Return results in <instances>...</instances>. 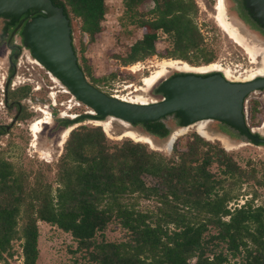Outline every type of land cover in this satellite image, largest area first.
<instances>
[{
    "label": "trees",
    "instance_id": "obj_1",
    "mask_svg": "<svg viewBox=\"0 0 264 264\" xmlns=\"http://www.w3.org/2000/svg\"><path fill=\"white\" fill-rule=\"evenodd\" d=\"M51 1L63 7L70 23L71 17L79 18L81 30L92 41L102 31L105 0ZM122 1L124 15L141 29V38L129 46L125 56L119 55L122 62L134 63L153 55L196 62L191 54L206 64L212 62L196 23L195 0H149L151 16L139 10L146 0ZM234 2L246 21L262 27L244 0ZM162 35L169 46L159 49ZM82 70L90 74L88 67ZM179 74L184 73L172 75ZM27 93L24 87L15 98ZM152 94L162 92L157 86ZM253 103L251 117L258 104ZM167 116L183 126L177 113L130 124L164 138L172 131L163 121ZM104 118L84 113L66 124ZM199 135L191 133L183 149L177 138L173 155L167 157L141 142L112 140L101 125H79L69 132L56 164L55 191L43 179L25 186L11 162L0 156V264L13 256L12 242L17 237L22 240L21 264H37L39 221L69 233L86 264H264V205L255 206L249 199L229 206L239 196L233 191L244 181L264 187V166L258 178L256 169L241 167L218 143ZM213 165L217 172L212 171ZM144 200L151 201L152 208H141ZM112 222L123 230V239H105Z\"/></svg>",
    "mask_w": 264,
    "mask_h": 264
},
{
    "label": "rangeland",
    "instance_id": "obj_2",
    "mask_svg": "<svg viewBox=\"0 0 264 264\" xmlns=\"http://www.w3.org/2000/svg\"><path fill=\"white\" fill-rule=\"evenodd\" d=\"M107 5V12L101 23L102 31L97 35L94 41L91 37L81 30V21L77 17H71L72 25V37L75 44L78 61L82 68H89L90 74L85 72L88 81L95 86L102 89L104 92L115 95L122 99L124 98H137V96H144L149 100H158L159 95H153L152 91L158 86V83L152 86L147 92H144L143 78L150 75L155 71L159 64L163 63V60L172 59L168 57L163 59L159 56L153 55L142 61L125 64L122 62L120 56L127 54L129 46L137 39L141 38V29L132 24L124 15L123 1L122 0H105ZM226 1V14L229 21L238 27L240 32L245 36L247 41L251 45L264 46V37L254 35L252 32L247 30L243 24L239 22V19L233 12V6L231 0ZM198 6V14L196 16V23L203 35L204 45L206 46L209 53L212 55V62L218 66H221L223 70H229L232 78L242 79L253 69L260 67V59L254 63L253 58L248 55L244 47H240L235 40H233L226 31L220 26L219 23V10L217 9L218 0H195ZM217 2V3H216ZM151 4L149 0H146L140 5L139 10L145 16H151L150 12ZM169 46V40L165 35L161 36L160 42L158 43L159 49H164ZM0 54V72L6 73L7 70V48ZM32 60L34 58L29 57ZM25 59V58H24ZM191 60H196L193 63L186 62L191 66H203L206 63L202 58H194L191 54ZM176 60V59H173ZM4 63V64H2ZM209 64V63H208ZM31 65L33 68H31ZM135 65V66H133ZM31 72H34L33 76L30 74L31 79H28V75L18 73L21 78L16 81H12L10 87L13 85L15 90H10L9 98L15 99L17 95L15 93L22 92L24 87L28 88L27 99L25 102V113L28 115L23 116L22 119L18 120L10 129H4L0 134V156L7 159L13 165L15 171L21 174L23 177V184L27 187H32V183L39 179L48 181L52 185V189L55 191L57 187L56 181V168L59 157L61 156L64 148L65 140L68 134L64 136L63 133L60 141V135L64 130L57 122L60 118L77 117L78 113H89L90 108L84 104L80 106L74 105L70 102V94L61 92L60 83L56 84L50 81L47 75L39 65L35 63L29 64ZM177 70H170L167 75L175 73ZM213 72V71H209ZM221 72V71H219ZM92 77L101 78V82H94ZM19 80V81H18ZM141 80V81H140ZM50 81V82H49ZM239 81V80H234ZM48 82V83H47ZM45 83L54 86L49 89L50 92L56 93L54 98L50 97V92L46 94ZM141 84V85H140ZM32 86V88H31ZM39 86L41 89L39 90ZM4 87V78L0 76V125L9 126L10 120L13 118L15 111L9 110L3 98L2 89ZM34 88V89H33ZM143 88V89H140ZM139 89V90H138ZM32 90V92H31ZM135 98V99H136ZM30 99V101H29ZM73 99V98H72ZM247 110L249 111V121L251 127H261L264 123V89L255 90L247 96ZM253 101H257V109L254 117H251V113L254 110ZM52 102V103H51ZM32 105V108H31ZM38 107H45L42 110L46 111L51 117V122L42 127L37 138H35L34 132L31 134L29 130L30 122L37 117H46L47 115L38 110ZM250 108V110H249ZM32 110V111H31ZM65 113V115L63 114ZM32 117V118H31ZM27 120H25V119ZM47 118V117H46ZM43 118V120H46ZM104 118L103 120L107 119ZM110 119V118H109ZM40 120V119H37ZM36 120V121H37ZM96 119H85L80 122L72 124V128L79 125H94L93 121ZM110 122L109 131L103 126L105 134L112 140L130 139L134 142H141L147 145L149 149L157 150L162 154L170 157L173 155V147L169 150L167 146H164L167 138H159L154 135L145 133L140 126H133L130 123H124L117 119H112ZM172 131H175L181 127L175 124L173 116H167L163 120ZM126 122V121H125ZM34 124V122H33ZM32 124V126H33ZM219 124L217 120L210 119L206 124L207 132L215 125ZM2 127V126H0ZM133 130L138 134L149 136L155 146L152 147L150 144L143 141H136L135 139L123 135L126 130ZM197 127H190L185 129L180 135H178V147L183 149L188 136L191 133H196ZM2 130V129H0ZM264 131V127L261 128ZM71 131V130H70ZM171 131V132H172ZM210 134H212L210 132ZM200 136V135H199ZM214 136V135H213ZM204 140L211 143H218L227 153H230L234 160L246 169L254 168L257 170V177L261 178L262 169L264 166V145L234 143L233 149L225 148L223 142L218 138H205ZM60 142V144H59ZM157 146V147H156ZM212 171L217 172L218 168L216 165L211 167ZM233 193H238V199L229 203L230 207L239 206L245 203L249 199H253L252 203L255 206L264 205V187L258 186L253 180L244 181L238 186ZM153 203L148 200L141 202V208L150 209ZM22 220H19L18 228H20ZM39 227V257L37 264H86L85 259L82 256L81 251H77V243L72 236L57 228L54 225L48 224L43 221L38 222ZM104 237L109 241H117L123 239V230L119 227L116 222H112L108 225L104 232ZM100 234L97 235V239H100ZM22 240L17 237L12 242V257H7L1 264H21L22 263Z\"/></svg>",
    "mask_w": 264,
    "mask_h": 264
},
{
    "label": "water",
    "instance_id": "obj_3",
    "mask_svg": "<svg viewBox=\"0 0 264 264\" xmlns=\"http://www.w3.org/2000/svg\"><path fill=\"white\" fill-rule=\"evenodd\" d=\"M244 6L264 27V0H244ZM29 9L40 14L24 26V44L29 46L36 60L94 114L132 123L177 113L183 126L212 119L225 122L254 142L261 140L248 128L244 103L251 92L264 89V75L234 81L219 71L177 70L184 74L167 75L158 82L161 99L145 104L128 102L88 81L74 51L70 20L62 6L54 5L51 0H0V15L19 18Z\"/></svg>",
    "mask_w": 264,
    "mask_h": 264
},
{
    "label": "flooded vegetation",
    "instance_id": "obj_4",
    "mask_svg": "<svg viewBox=\"0 0 264 264\" xmlns=\"http://www.w3.org/2000/svg\"><path fill=\"white\" fill-rule=\"evenodd\" d=\"M231 1H232V6H233V12L235 13V15L237 16V18L239 19V22L241 24H243V26L247 30H249L250 32H252L254 35L259 36V37H264V27L262 26V27L257 28L254 25V23H256L255 21H251V22L250 21H246L240 15L239 11L237 10V8H236L237 4L234 2V0H231ZM149 2L152 3V1H149ZM224 8H225V14H226V1L225 0H224ZM217 9H218V6H217ZM39 14L40 13H38V12H37V14H35L34 11L27 10L26 12L22 13L19 16V18H15L13 16L7 17V16H4V15H0V54L4 51L3 50L4 48H7L8 49L7 55H6V59H7V62H8L7 70H5L6 73L4 74L3 72H0V76L4 78V87L1 88L2 91H3V93H1V94L3 95V98H4V101H5L6 107L9 110H14L15 111L13 118L10 120L9 126L7 125V127H6L5 125H0V126H2V127H0V129H2V130H0V134L2 133V131H4V129H10L15 124H17L18 123V120L19 119H22V116L26 112L25 111V102H26V99H27L26 97L27 96H22V97H17L15 99H12V98H9V92H10V90H15V88H14L13 85L10 87L12 81H16L17 79H20L21 78V76L18 73H21V74H24V75H28L26 77H28V79H31V78H29V77H31L30 74L33 76L34 72H31V70H30V67H29L30 62L31 63H35V64H39L38 60H36V58L32 55V52H31V49L29 48V46H26L24 44V39H23V35H22V31H23V28L26 25V23L30 19H32L33 17L38 16ZM226 17H227V14H226ZM227 19H228V17H227ZM229 22L233 26H235L232 23V21H229ZM70 25H71V23H70ZM236 28L238 29V27H236ZM238 31H239L240 34H242L239 29H238ZM72 34H73V31H72V25H71V35ZM72 42H73V37H72ZM240 47H242V46L240 45ZM262 47H264V46H262ZM73 48H74V51L76 52V48H75L74 42H73ZM29 57H32L34 59L32 60ZM258 58L261 61V56H259ZM172 59H174V58H172ZM2 64H4V63H2ZM133 66H135V65H133ZM195 67H199V66H195ZM0 68L3 69V66H1ZM31 68H33L32 65H31ZM173 70H175V69H173ZM215 71H217V70H215ZM222 73H224V72H222ZM172 74L173 73H171L169 76H171ZM52 76H54V75L52 74ZM48 79L51 81V79L49 77H48ZM52 81L55 82L56 84L58 83V82L54 81V77H53ZM47 83H45V91H46V94H48L51 91V90L49 91V89H52L53 87H55V85L54 86H51V85H48ZM59 83H62V82L60 81ZM31 88H32V86H31ZM38 88L40 90L41 89V86H39ZM31 92H32V90H31ZM65 92L68 93L67 90H65ZM29 94L30 93H28V95ZM53 94H55V93L54 92L53 93L50 92V94H49L50 97H53ZM30 95H31L30 96V99H31L32 98V94H30ZM162 96L163 95H159L158 96V99H160ZM70 97H71V100H69V101L72 102V100H73L72 98L73 97H72L71 94H70ZM30 99H29V101H30ZM31 108H32V105H31ZM42 108H45V107H38V110L42 113V115H44V113H45L47 115L46 117H50L49 114H47L46 112H44L42 110ZM246 110H247V107H246ZM249 110H250V108H249ZM89 111L90 112L87 113V114H92L93 113L91 110H89ZM63 114L65 115V113H63ZM249 114L250 113L247 110V115L245 116L246 117V123L248 125V128H250L252 130L253 135L254 136H258L259 139H261L258 142H254L251 138L247 137L246 135H244L243 133H241L240 131H238L234 127H232V126H230L228 124L226 125L225 122L223 123L222 121H217L219 124L215 125L214 128H211L209 132H207L208 130L205 127V131L207 132V135H209V137H211V138H213V137L214 138H218L220 140L222 139L221 140L222 142H224V140H226V141H228V143L230 145H233V146H234V143L235 144L236 143H240V145H244V144H254V145H257V146L264 145V131L261 130V128L264 127V123L262 124L261 127H254V128L251 127V124H250V121H249V119H250L249 118ZM82 115H83V113H78V115H77L76 118L81 117ZM46 117H43V118H46ZM68 117H70V116H66V118H60L57 121V122H60L62 128L64 129L62 131L61 135H60V141H61V137H62L63 133L66 130H69V132H70V129L72 128L71 125L74 124V123L68 124V125L66 124V122H70L72 119H75V117H72V116H71V118H68ZM111 117L112 116H109L107 119H109ZM43 118L42 117H37V118H34L30 122L29 130L31 131V134H33V130H32V124H33V122H35L37 119H43ZM112 118H114V117H112ZM25 120H27V119H25ZM94 121H104V120L96 119ZM208 121L209 120H207V122ZM50 122H51V117H50ZM50 122H47L44 125H47ZM93 123L96 124L95 122H93ZM125 123H127V122H125ZM96 125H99V124H96ZM40 131H39V133H40ZM210 132L212 134H210ZM145 133H148V132H145ZM148 134H150V133H148ZM35 138H37V137L35 136ZM59 144H60V142H59ZM165 145H167V142L166 141L164 143V146ZM225 148H226V146H225Z\"/></svg>",
    "mask_w": 264,
    "mask_h": 264
},
{
    "label": "bare ground",
    "instance_id": "obj_5",
    "mask_svg": "<svg viewBox=\"0 0 264 264\" xmlns=\"http://www.w3.org/2000/svg\"><path fill=\"white\" fill-rule=\"evenodd\" d=\"M218 10H219V20H220L219 23H220V26L226 31V33L233 40H235L238 44H240V45H242L244 47L246 53L248 55H250L251 58H253V62L255 63L257 61V58L259 56H261L260 67L251 70L249 72V74L246 75L244 78H242V79L241 78L240 79L236 78L234 80L246 81V80H249V79H253L256 76L264 75V47L259 46L257 48V46L251 45L247 41V39L242 34L239 33L238 29L229 22V20L226 17V14H225L224 0H218ZM157 68L158 69L153 71L150 75H148V76L143 78V83H144V86H145V88H144L145 91L144 92H147L152 86H154L162 78L167 76L166 74L168 72H170V70H172V69L180 70V71H190V70H192V71H197V72H209V71L217 70V71L224 72L223 75L225 74L224 76L226 78H228V79L232 78L231 73H230L229 70H223L221 68V66H218V65H216L214 63L206 64V65L199 66V67H194V66H191L190 64H188L186 62H182L180 60L169 59V60H163V63L159 64L157 66ZM53 77H54V81L59 83V80L55 76H53ZM140 89H143V88H140ZM65 90H67V89H65ZM68 93L70 94L69 91H68ZM55 95H56V93L53 94V98H54ZM135 98H136V96H135ZM135 98H129L128 99V98H125V97L123 98L122 97V100H125V101H128V102H132V103H143V104L149 102V100L146 99L144 96H139L138 95L137 98L136 99ZM72 102H73V100H72ZM73 104L75 105V103H73ZM44 112H46V111L44 110ZM48 114H49V112H48ZM112 117L110 119H106L104 121H93V122H95V123H97L99 125L106 126L105 129L107 131H109V127L111 126L110 122H112L111 120L112 119H117L116 117H114V118H112ZM119 120H121V119H119ZM207 120L208 119L197 121V122H195L193 124H190V127H192V126L193 127H197L196 130L199 132V134L201 136L210 139L211 137H209V135H207V132L205 131ZM121 121H123V120H121ZM47 122H50V117H47L46 120L40 119V120H37V121L34 122V124L32 126V130H33L34 135L36 137H37L39 131L42 129L43 125L45 123H47ZM123 122L125 123V121H123ZM187 128H189V125L181 127L178 130L172 131L168 135V137L166 138L165 141L167 142L166 146H167V148L169 150L171 149V147L175 143L176 139L178 138V135H180V133H182ZM68 133H69V130H66L64 136H66ZM123 135L129 136V137L135 139L136 141L146 142V143L150 144V146H152V147L155 146L154 141L149 136H146V135H143V134H138V133L134 132L133 130L128 129V130H126L124 132ZM223 144H224V146H226L227 149H233L234 148V146L230 145L228 143V141H226V140H224Z\"/></svg>",
    "mask_w": 264,
    "mask_h": 264
},
{
    "label": "built area",
    "instance_id": "obj_6",
    "mask_svg": "<svg viewBox=\"0 0 264 264\" xmlns=\"http://www.w3.org/2000/svg\"><path fill=\"white\" fill-rule=\"evenodd\" d=\"M37 65H39L42 69H44V71H45V73H46V75L51 79V81H52V79H53V76H52V73L48 70V69H46L41 63H39V64H37ZM57 78V77H56ZM58 79V78H57ZM59 80V79H58ZM60 82V81H59ZM55 83V82H54ZM57 84H59V83H57ZM60 86L62 87L61 88V92H64V93H66L65 92V89H67L66 88V86L64 85V84H62V83H60ZM51 93H53V92H51ZM66 94H69V93H66ZM71 94V93H70ZM72 95V94H71ZM73 96V95H72ZM53 98V97H52ZM161 99V98H160ZM69 100H71V99H69ZM73 100H74V103L77 105V106H80L82 103L81 102H79L74 96H73ZM159 100V99H158ZM154 101H156V100H151L150 102H154ZM247 102H248V99L246 98L245 99V116L247 115V110H246V107H247Z\"/></svg>",
    "mask_w": 264,
    "mask_h": 264
}]
</instances>
